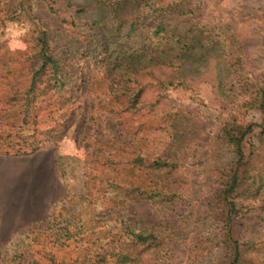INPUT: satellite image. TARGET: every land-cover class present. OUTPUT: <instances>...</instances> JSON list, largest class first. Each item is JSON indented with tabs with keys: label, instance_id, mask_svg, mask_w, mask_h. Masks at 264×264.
Instances as JSON below:
<instances>
[{
	"label": "rangeland",
	"instance_id": "obj_1",
	"mask_svg": "<svg viewBox=\"0 0 264 264\" xmlns=\"http://www.w3.org/2000/svg\"><path fill=\"white\" fill-rule=\"evenodd\" d=\"M71 1L87 11L76 15L75 26L65 23L66 13L51 11L39 1L32 10L36 19L30 17V11L22 12L19 21H9L1 28L3 52L7 51L10 57L23 51L25 41L30 40L40 23L49 34L59 35L60 41L67 40L63 38L67 36L76 48L75 40L84 39L76 32H91V20L103 16L105 9L96 0ZM18 2L0 0V10L11 12L17 9ZM163 3L165 8L168 4L179 8L180 14L166 16L169 31L190 29L191 36L202 31L205 43L210 41L218 46L203 49L193 54L194 59H188L187 85L159 87L158 79L170 77L174 71L170 68L163 72L155 66L148 68L149 73H130L139 82L126 78L117 85V91L110 92L109 80L103 78L107 70L103 64H94L91 57L86 60L75 51L71 58L75 73L91 78L86 87L89 86V100L96 98L92 117H97L102 130L109 118L120 123L122 129L130 127L142 140L140 145L151 160L166 154L172 157L175 168L158 170L137 165L133 172L136 184L141 191L149 189L155 198L139 191L135 193V202L117 203L118 199L114 202L111 198L95 202V192L91 194L94 198H84L89 195L86 160L93 147L88 138L79 139L77 133H67L56 147L31 155H0V243L9 256L18 249L19 253H28L30 261L98 264L101 251L96 244L112 233L120 236V228L114 226L116 221L119 226L124 225L125 216L145 225L154 237L150 246L131 244L126 251L133 248L138 261L124 264H264V136L258 127L264 126V112L258 106V92L264 91V0ZM80 84L79 79L72 84L77 97L81 94ZM123 85L130 89L124 92ZM140 88L138 108H128L132 91ZM232 122L256 127L244 142L246 181L234 194L240 209L229 226V207L223 191L233 154L221 132ZM114 168L115 165L110 167L111 174ZM127 178V170L120 166L118 181ZM167 183L176 193L157 195L156 189ZM146 184L149 187H144ZM127 203L124 209L118 207ZM106 206L115 209L111 213L101 212ZM95 212L108 217H97L93 222ZM50 214L57 222L49 229L48 222L40 226ZM71 215L72 222H66ZM61 226H66V230L58 231ZM230 228L242 247L237 262L232 236L228 234ZM157 245L166 250L160 252ZM113 256L108 254L99 264H117L118 258Z\"/></svg>",
	"mask_w": 264,
	"mask_h": 264
},
{
	"label": "trees",
	"instance_id": "obj_2",
	"mask_svg": "<svg viewBox=\"0 0 264 264\" xmlns=\"http://www.w3.org/2000/svg\"><path fill=\"white\" fill-rule=\"evenodd\" d=\"M39 1L46 3L51 11L61 10L66 13L64 21L71 26L76 25V15L87 12L84 6L71 0L64 2L62 0V3L60 0H19L17 9L11 12L4 8L0 10V30L9 21H19L22 12L30 11V17L36 19L32 10L35 11ZM163 1L96 0V4L105 9V14L91 20V32H76L84 37L83 40H75L76 48L67 36L63 37L67 40L60 41L59 35L49 34L41 23L40 26L37 24L39 27L34 29L30 40L25 41L27 45L25 49L17 55L9 57L7 51L3 52L4 45L0 43V155H31L47 147H56L67 133H77L76 138H88V142L93 144L86 160L85 174L89 195L85 196V199L95 192L97 194L95 202L106 198H111L114 202L118 199L120 202L116 201L117 203L135 202V193L139 191L150 193L149 195H154L152 197L155 198V194L149 189L145 191L139 189L133 178V172L137 165L169 170L174 165L170 160L172 157L164 154L151 160L148 152L141 147L142 140L138 139V134L130 127L120 128V123H115L111 118L103 131L97 117H92L95 105L93 101L96 98L89 100V86L86 87L91 78L88 74L78 76L75 73L74 58L71 56L75 51V54L77 52L83 54L86 60L91 57L94 64H103L107 69L103 78L109 80L110 92L117 91V85L126 78L130 82H139L138 78L136 80L131 78L130 73L142 71L149 73L148 68L155 66L160 67L163 72L170 68L174 71L170 77L158 79L159 87L187 85L188 59H194L193 54L202 52L203 49L212 50L218 46L210 41L205 43L202 31L192 36L190 29L188 32L180 30L178 33L169 31L166 16L180 13L179 8L174 4H168V8H165ZM106 12H108L107 16ZM77 79L81 80L79 97L75 95L74 87L72 88L73 82ZM75 86L78 87L76 84ZM122 88L124 92L130 89H125L124 85ZM141 93V88L132 91L130 95L132 101L128 108H138ZM263 96L264 91L258 92V97L261 98L258 106L262 112H264ZM227 125L222 129L221 134L232 151L233 159L225 174L227 184H224L226 189L223 195L229 207V226H232L240 209L239 204L234 200V194L246 181L244 142L248 134L255 131L256 125L243 127L236 122ZM258 127L261 129V136H264V126L258 125ZM106 143H110L111 147L104 148ZM88 163L91 166L88 167ZM113 165H115L113 169L115 174H111L110 171ZM120 166L128 173V178L123 179L122 182L118 181ZM97 179L100 181L97 182ZM256 183L257 181H254V184ZM261 184L262 181L259 187ZM144 187H149V184ZM256 188L254 189L259 194L260 191L257 192ZM156 191L157 195L166 193L172 196L176 193L169 183L161 185ZM91 198L94 197L91 195ZM128 204H118V207L122 206L124 209ZM262 208L264 210V204ZM114 209L115 207L106 206L101 212L111 213ZM1 211L0 205V217ZM97 217L104 219L108 215L99 216L98 212L92 213L93 222L97 221ZM72 219H74L73 215L66 218V222L71 223ZM42 222L40 226L48 222L47 229H49L57 222V218H52L50 214ZM122 223L124 225L119 226V221H116L114 226L120 228V236L112 233L106 236L103 242L96 244L97 249L101 251L97 255L99 259L96 263L104 261L108 254L118 258L117 264H124L133 259L138 261V255L133 248L131 252L126 251L132 247L130 245L133 244V247L139 243L151 245L154 234L148 231L145 225L125 216L122 218ZM63 230H66V226H61L58 231ZM228 234L232 236L231 242L235 246L236 259L234 262H237L242 255V247L234 239L231 228ZM125 240L131 243H126ZM158 247L160 252L166 250L165 246ZM27 254L19 253L17 249L9 256L0 243V264H48L36 259L30 261V256L28 257Z\"/></svg>",
	"mask_w": 264,
	"mask_h": 264
}]
</instances>
